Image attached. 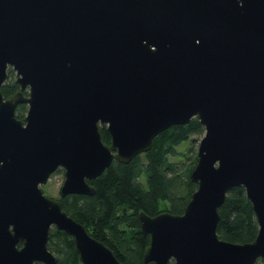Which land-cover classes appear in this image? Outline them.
I'll list each match as a JSON object with an SVG mask.
<instances>
[{"label": "water", "instance_id": "1", "mask_svg": "<svg viewBox=\"0 0 264 264\" xmlns=\"http://www.w3.org/2000/svg\"><path fill=\"white\" fill-rule=\"evenodd\" d=\"M8 67L19 87L0 90V264L56 263L52 227L73 237L80 264H125L40 185L61 167L60 197L93 194L112 159L193 116L197 186L181 213L139 210L142 264L264 259V0H0V87ZM235 185L257 222L250 241L216 231Z\"/></svg>", "mask_w": 264, "mask_h": 264}, {"label": "trees", "instance_id": "2", "mask_svg": "<svg viewBox=\"0 0 264 264\" xmlns=\"http://www.w3.org/2000/svg\"><path fill=\"white\" fill-rule=\"evenodd\" d=\"M13 75V69L8 67V77L0 87L4 96L11 95L19 87ZM25 109L24 102L18 104L16 116L22 117ZM203 130L196 116L186 123L168 126L153 137L149 150L138 153L128 162L112 159L90 181L95 186L93 194L70 193L61 197L63 208L82 222L91 235L110 246L125 264H142L149 234L142 232L138 212L144 210L155 214L160 211L161 203L172 213L183 212L197 186L189 177L196 160L183 169L178 161L171 160L169 156L176 155L177 145L186 141L192 133ZM99 131L102 140L109 143L110 134L106 125L99 124ZM218 212L220 217L216 231L220 238L245 242L255 237L257 222L242 185L227 190ZM47 246L57 257L54 264H80L74 239L65 231L52 227ZM166 264L175 262L170 259ZM252 264H264V259L259 258Z\"/></svg>", "mask_w": 264, "mask_h": 264}, {"label": "rangeland", "instance_id": "3", "mask_svg": "<svg viewBox=\"0 0 264 264\" xmlns=\"http://www.w3.org/2000/svg\"><path fill=\"white\" fill-rule=\"evenodd\" d=\"M13 76L15 77V72ZM25 113H26V109L24 111V114ZM203 133L204 130L200 133H192L186 141H183L182 143L177 145L178 153L176 155L169 156V158L171 160L178 161L180 165H182L183 169L184 167L190 165L192 161L194 159L196 160L197 158V147ZM189 147H191V149H188ZM63 178H64L63 168L56 169L55 171H53L50 174L47 181L40 185L44 194H46L49 197L58 199L59 189L62 184ZM162 210H166V209H165V205L161 203L160 211Z\"/></svg>", "mask_w": 264, "mask_h": 264}, {"label": "flooded vegetation", "instance_id": "4", "mask_svg": "<svg viewBox=\"0 0 264 264\" xmlns=\"http://www.w3.org/2000/svg\"><path fill=\"white\" fill-rule=\"evenodd\" d=\"M26 92H27V90L25 89V90H24V94H26ZM5 97H7V96H5ZM21 103H22V102H21ZM18 104H20V103H18ZM18 104H17V105H18ZM24 104L26 105V109H27V104H26V103H24ZM17 105H16V106H17ZM60 168H61V167H59V168H57V169H60ZM66 195H67V194H66ZM62 197H64V196H62ZM60 198H61V197H60V195H59V198H58V199H60ZM60 200H61V199H60ZM43 264H44V263H43Z\"/></svg>", "mask_w": 264, "mask_h": 264}]
</instances>
